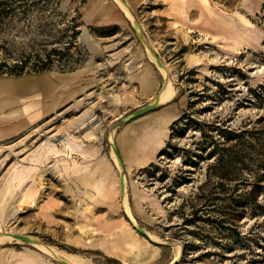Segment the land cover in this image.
Masks as SVG:
<instances>
[{
  "label": "rangeland",
  "instance_id": "1",
  "mask_svg": "<svg viewBox=\"0 0 264 264\" xmlns=\"http://www.w3.org/2000/svg\"><path fill=\"white\" fill-rule=\"evenodd\" d=\"M96 1L14 0L35 6L0 36L12 55L0 49V64L44 48L62 55L21 75L46 86L0 92V235L28 236L89 264H171L174 245L178 264H264V0H125L133 22L116 0ZM150 54L176 90L153 112L174 108L179 119L157 163L128 173L126 158L153 112L114 130L123 168L108 136L163 88ZM122 173L137 226L162 245L124 213ZM134 186L162 214L148 203L138 210ZM0 264L63 263L6 241Z\"/></svg>",
  "mask_w": 264,
  "mask_h": 264
},
{
  "label": "bare ground",
  "instance_id": "2",
  "mask_svg": "<svg viewBox=\"0 0 264 264\" xmlns=\"http://www.w3.org/2000/svg\"><path fill=\"white\" fill-rule=\"evenodd\" d=\"M119 5L122 6L124 9V13L127 16L128 20L134 21L133 15L130 13L128 8L122 3L121 0H116ZM203 2H208L207 0H202ZM96 2H103V0H97ZM98 8H95L92 11H89L88 14H86V20L90 21L92 17L97 12ZM109 16V15H106ZM242 22H246L243 17H240ZM207 38V36L205 35ZM245 45L244 42H237L233 47L234 52H240L242 47ZM150 57L152 60H155V57H153V54H150ZM165 66V65H164ZM166 69L160 67V71L162 72V75L165 78V84L161 91L159 92V101L160 105H166L172 102V100L175 98L176 90L174 88L173 82L171 78L169 77V71L167 67ZM46 78H42L41 81L38 78L35 77H25L21 76L18 78H7V79H0V92H8V93H21L25 91L34 90L38 85L40 86H46L48 83ZM179 119L178 115L171 109H164L161 112H157L156 114H153L149 118V124L145 127L144 133L141 135V137L138 138L137 142L135 143V147L133 150H130V157L126 158V162L128 163V173L132 172L133 169L138 170H144L148 167L154 165L157 163V159L159 154L164 150L166 147L167 141L170 137V129L169 127L177 122ZM91 132V131H89ZM92 134V133H87ZM113 134L114 131L112 130L111 133L108 136L109 142H113ZM87 136V135H86ZM122 139L121 137L118 139V142ZM112 158L114 163L119 165V162L115 156V154L112 151ZM97 189L102 192L106 193V186L104 183H100V185L97 186ZM133 194L135 199L137 200V209L142 210L141 204L142 203H148L155 214H162V211L160 210L159 203L155 197H153L149 192L145 189H140L136 186H134ZM121 200V198H120ZM122 209L126 216L130 219L133 226L138 227L135 219L133 218V213L131 206L129 205L127 195L125 193L123 201H121ZM148 220L153 221L152 216H146ZM17 233H3L0 235V243L4 242H20L21 240L16 239L13 235ZM151 240L158 242V240L152 236L150 233L147 232ZM33 243H29L30 246L38 249L43 254H46L59 262H67L69 264H89L86 260H84L82 257L74 254H66V253H59L58 251L52 249L51 247L45 246L38 242L36 239ZM147 240V239H146ZM177 248L176 256L173 260L177 261L180 256V247L179 245H174ZM107 253L112 256H119L118 254L114 253L113 251L107 250ZM64 264V263H63Z\"/></svg>",
  "mask_w": 264,
  "mask_h": 264
},
{
  "label": "trees",
  "instance_id": "3",
  "mask_svg": "<svg viewBox=\"0 0 264 264\" xmlns=\"http://www.w3.org/2000/svg\"><path fill=\"white\" fill-rule=\"evenodd\" d=\"M35 6V2H14V0H0V36L3 34L4 30L8 25H10L11 22H13L16 18H19V16L26 15L32 8ZM77 33H74L72 38ZM7 43V40L3 41L2 45L0 43V49H2L6 56L12 57V55L8 52L5 44ZM72 47H76L74 44H70L65 49L67 52ZM42 53L39 52H30L27 56L23 58L20 62L15 63L12 66H8L6 62L0 64V72L11 74L15 76H21L25 74L26 72L32 70L34 72H43L51 66L53 63L52 54L54 55H62V51H53L52 53H46V50H42ZM44 53V54H43ZM32 57H35V62L30 65V59Z\"/></svg>",
  "mask_w": 264,
  "mask_h": 264
},
{
  "label": "water",
  "instance_id": "4",
  "mask_svg": "<svg viewBox=\"0 0 264 264\" xmlns=\"http://www.w3.org/2000/svg\"><path fill=\"white\" fill-rule=\"evenodd\" d=\"M122 3L124 5H126V2L125 0H121ZM135 28L138 30L139 32V35L140 37L142 38V35L139 31V27L135 24ZM155 59H156V63L159 67L161 68H165V66L163 65V63L160 62V60L155 56ZM160 107V101H159V96H157L151 103L147 104L146 106L134 111L133 113H131L127 118L125 119H122V120H119L115 126L113 127V131L115 129H118L124 125H126L128 122H130L131 120H135L137 118H140L141 116H144L146 114H149L153 111H155L157 108ZM111 144V149L113 151V153L115 154L121 168L124 167V164H123V160L121 158V154L119 152V149L116 145V143L112 142L110 143ZM120 188H121V201H123L124 199V196H125V175L124 173L121 174V177H120ZM137 231L142 235L144 236L149 242H151L152 244H155V245H162V243L160 242H156V241H153L151 240V238L149 237V235L147 234V232L139 227L136 228ZM16 239H19L23 242H27V243H33L35 240H33L32 238L28 237V236H23V235H20V234H14L13 235ZM170 246L174 245L173 243H169ZM64 264H69L67 262H63ZM171 264H178V260L177 261H174L172 262Z\"/></svg>",
  "mask_w": 264,
  "mask_h": 264
},
{
  "label": "crops",
  "instance_id": "5",
  "mask_svg": "<svg viewBox=\"0 0 264 264\" xmlns=\"http://www.w3.org/2000/svg\"><path fill=\"white\" fill-rule=\"evenodd\" d=\"M33 78V77H32ZM35 78H38V77H35ZM41 79H42V77H39V80L41 81ZM35 90V89H34ZM34 90H30V92L31 91H34ZM18 93V92H17ZM161 106V105H160ZM164 109H171V110H173L177 115H178V113H177V111L174 109V108H162L161 110H159V112H161L162 110H164ZM157 112H153V114H156ZM178 117H179V115H178Z\"/></svg>",
  "mask_w": 264,
  "mask_h": 264
}]
</instances>
